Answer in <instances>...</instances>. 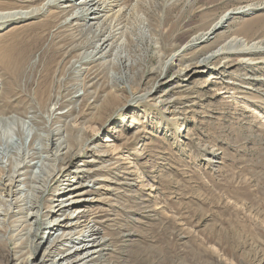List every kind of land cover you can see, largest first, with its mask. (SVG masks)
<instances>
[{"label": "rangeland", "instance_id": "374dc122", "mask_svg": "<svg viewBox=\"0 0 264 264\" xmlns=\"http://www.w3.org/2000/svg\"><path fill=\"white\" fill-rule=\"evenodd\" d=\"M1 1L37 8L0 31L22 61L20 108L46 135L35 145L68 143L69 183L98 167L112 188L89 206L109 219L107 261L121 249L123 264H264V0H119L95 19L78 16L82 0ZM234 37L258 47L206 60ZM20 216L0 227V264H16Z\"/></svg>", "mask_w": 264, "mask_h": 264}, {"label": "bare ground", "instance_id": "6f19581e", "mask_svg": "<svg viewBox=\"0 0 264 264\" xmlns=\"http://www.w3.org/2000/svg\"><path fill=\"white\" fill-rule=\"evenodd\" d=\"M56 1L48 0L47 4ZM82 1L83 6L78 8L81 10L78 16H92V19H95L104 10L107 3L119 0ZM6 6V2L0 0V31L4 29L1 27L8 21L27 17L37 12L35 7L24 9L16 6L15 3L14 6L11 4ZM100 33L102 34L104 31L101 30ZM114 33L115 31L102 38L94 45V49L102 51L108 46L112 47L114 42L110 37ZM3 42L4 38H0V195L2 196L0 198V227H3L2 224L4 225L8 218L15 215H21V222H26L28 226L27 231L20 230L17 234L19 238L14 243L13 257L16 264H123L122 261H119V258L122 257L121 249L112 250L117 254H106L112 259L110 261H107V257L102 255L101 251L109 249L111 244L107 243L109 238H103L100 241L97 238L101 234L100 224L104 225L103 222L105 223L109 219L101 221L100 218L107 214L105 212L99 214L94 210L95 208L89 207L95 202L110 199V197L104 196V192L101 191L105 189L110 191L112 188H109L110 185L106 186L101 183L99 177H95L99 170L98 167L88 170L79 168L78 180L69 183L71 180L67 177L71 171L69 172L68 163L76 154L71 153L68 143H61L62 140H60L56 143L35 145L46 135L39 133L35 126L36 116L31 110L33 107L29 105L25 106L26 109L20 108L22 105L20 104V106L19 103L23 102L24 104V101H27L24 100V97L22 100L23 92L18 84L19 74L23 69L22 61H13L15 47ZM240 42L242 43L241 49L258 47L255 42L246 45L244 41L234 37L219 51L209 54L206 60L214 58L218 53L237 48L238 45H241ZM92 54L93 52L90 53V55ZM85 58L86 56H83L77 62L83 63ZM14 106H16L15 111L9 112V107ZM47 120L46 125L49 122V119ZM35 159L38 161L34 162ZM84 174L92 178L90 181H95L94 184H99L98 189L95 190L99 192L98 197L89 198L87 196L93 194L94 191L86 189L89 184L83 179ZM67 180L68 183H64ZM66 190L69 191L66 192ZM109 205L112 206L113 202H109ZM69 211L70 213H68ZM23 229L25 228L23 227ZM47 230L48 234L52 235L46 240L44 239L42 256L40 259L32 260V256L35 255L42 243L34 240L41 237V234H45ZM130 235V232L122 233V236L126 237L125 240H128ZM90 242L92 243L90 244ZM95 244L103 246L100 249H93ZM27 253L28 255H26Z\"/></svg>", "mask_w": 264, "mask_h": 264}]
</instances>
